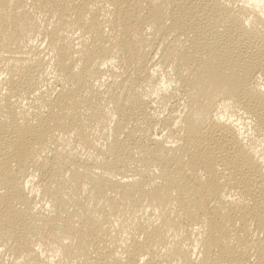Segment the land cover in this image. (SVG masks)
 Listing matches in <instances>:
<instances>
[{
  "label": "bare ground",
  "instance_id": "1",
  "mask_svg": "<svg viewBox=\"0 0 264 264\" xmlns=\"http://www.w3.org/2000/svg\"><path fill=\"white\" fill-rule=\"evenodd\" d=\"M0 264H264V0H0Z\"/></svg>",
  "mask_w": 264,
  "mask_h": 264
}]
</instances>
